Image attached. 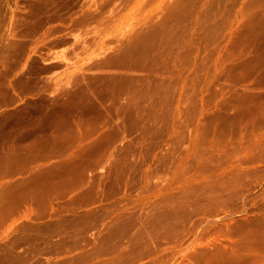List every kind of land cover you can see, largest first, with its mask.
Returning a JSON list of instances; mask_svg holds the SVG:
<instances>
[{"label": "rangeland", "instance_id": "rangeland-1", "mask_svg": "<svg viewBox=\"0 0 264 264\" xmlns=\"http://www.w3.org/2000/svg\"><path fill=\"white\" fill-rule=\"evenodd\" d=\"M0 264H264V0H0Z\"/></svg>", "mask_w": 264, "mask_h": 264}]
</instances>
